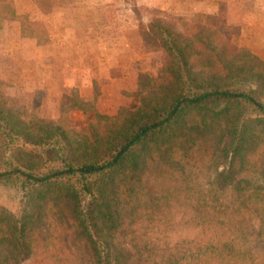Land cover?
I'll use <instances>...</instances> for the list:
<instances>
[{
    "label": "trees",
    "instance_id": "trees-1",
    "mask_svg": "<svg viewBox=\"0 0 264 264\" xmlns=\"http://www.w3.org/2000/svg\"><path fill=\"white\" fill-rule=\"evenodd\" d=\"M31 29L29 35L38 36ZM159 30L164 63L155 82L169 86L149 106L111 123L98 114L112 127L96 123L76 139L61 125L39 127L0 108V185H17L24 197L18 215L0 207V223L12 233L17 255L0 264H72L70 256L50 257L28 232L39 203L53 190L70 200L75 228L95 264L114 262L110 237L122 228L121 215L133 253L162 264H264V60L254 57L248 70L239 66L241 48L224 27L213 39L196 37L199 45ZM209 135L214 146L201 169L193 170L188 150ZM142 167L159 176L163 171L169 181L157 199L147 190L122 212L110 191L124 173ZM162 194L166 203L180 198L168 226L198 229L210 223L215 235L206 242L187 234L161 240ZM245 200L260 203L258 226ZM236 214L241 222L234 225Z\"/></svg>",
    "mask_w": 264,
    "mask_h": 264
},
{
    "label": "rangeland",
    "instance_id": "rangeland-1",
    "mask_svg": "<svg viewBox=\"0 0 264 264\" xmlns=\"http://www.w3.org/2000/svg\"><path fill=\"white\" fill-rule=\"evenodd\" d=\"M238 1L0 0V108L39 127L61 125L76 139L102 122L112 127L105 123L149 106L169 86V81L155 82L164 63L159 27L196 45V37L209 34L213 39L217 28H227L232 42L241 48L239 66L248 70L257 62L254 57L264 60V0ZM29 21L40 25L31 27ZM30 29L38 36L29 35ZM189 146L185 145L187 150ZM213 146L211 135L197 138L188 150L193 170L201 169ZM158 173L162 176L145 167L124 173L110 191L113 200L118 198L116 206L123 212L147 190L157 199L161 184L169 181L163 171ZM179 200L171 196L166 203L163 194L160 197L166 207L159 209L161 240L187 234L194 242H206L214 236L210 223L198 229L168 226L179 213ZM242 205L256 217L260 203L245 200ZM0 207L20 214L22 189L0 185ZM120 217L122 228L110 237L112 264H162L157 257L133 253L130 230ZM237 222L241 220L236 214L234 225ZM254 224L259 225L256 218ZM28 232L50 257L70 256L72 264H95L94 254L75 228L70 200L58 191H49L39 203ZM12 240L7 224L0 223V260L12 262L17 256Z\"/></svg>",
    "mask_w": 264,
    "mask_h": 264
},
{
    "label": "crops",
    "instance_id": "crops-1",
    "mask_svg": "<svg viewBox=\"0 0 264 264\" xmlns=\"http://www.w3.org/2000/svg\"><path fill=\"white\" fill-rule=\"evenodd\" d=\"M194 2H196L197 0H193ZM208 1H210V0H207V2ZM214 2H217V3H222L223 2V0H214ZM237 2H239L238 0H237Z\"/></svg>",
    "mask_w": 264,
    "mask_h": 264
}]
</instances>
